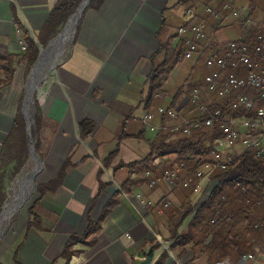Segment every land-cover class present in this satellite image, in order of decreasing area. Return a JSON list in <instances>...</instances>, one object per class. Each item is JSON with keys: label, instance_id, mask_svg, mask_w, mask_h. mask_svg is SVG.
Listing matches in <instances>:
<instances>
[{"label": "crops", "instance_id": "1", "mask_svg": "<svg viewBox=\"0 0 264 264\" xmlns=\"http://www.w3.org/2000/svg\"><path fill=\"white\" fill-rule=\"evenodd\" d=\"M58 2L0 0V52L20 51L23 35L18 24L38 40ZM91 2L79 20L69 54L37 92L39 122L37 127L35 117L34 129L39 130L35 136L42 161L37 171V190L32 204L22 211L24 219L0 244V262L66 264L61 257L65 244L72 235L85 233L92 218L96 222L104 219L102 231L92 245L77 243V252L69 264H211L207 256L197 258L192 248L180 258L171 248L190 218L181 223L180 216L173 222L171 209H165L163 214L156 211L158 204L168 201L173 209L181 208L187 200V190L172 189L165 182L150 189L143 174L128 167L144 160L158 137L142 122L147 112H158L159 107L169 108L175 103V109L185 118L195 113L187 88L191 79L183 76L188 73L183 63L167 73L164 97L155 96L151 103L147 100V80L160 44L170 42V49H174L182 41L178 36L171 40L174 33L170 24L181 20L179 27L186 25L185 12L191 5L205 15V1L106 0L100 9L89 7ZM183 5L187 9L181 12ZM210 22L216 33L221 32L213 19ZM161 60V56L156 59L157 63ZM28 72L27 66L20 64L13 83L0 91V173H5L6 166L16 165L3 164L1 155L20 111ZM82 122L93 125L86 137L81 135ZM177 122L159 114L153 120L155 125L173 126ZM143 126L150 135L145 134ZM115 151L117 155L108 159ZM67 164L60 188L48 192L46 186L59 177ZM155 165H160V160ZM154 168L155 175L162 177L164 169ZM139 176L145 182L133 186L132 180ZM126 187L131 193L125 191ZM112 200L116 203L103 218ZM33 212L39 220L24 239ZM19 244L22 245L16 254ZM239 264L247 263L243 260Z\"/></svg>", "mask_w": 264, "mask_h": 264}, {"label": "trees", "instance_id": "2", "mask_svg": "<svg viewBox=\"0 0 264 264\" xmlns=\"http://www.w3.org/2000/svg\"><path fill=\"white\" fill-rule=\"evenodd\" d=\"M105 1L94 0L89 7L100 9ZM81 2L82 0H59L45 22L38 40L31 36L27 28L18 24L22 30L27 50L24 53L0 52V91L13 83L16 69L20 64H25L28 70L36 64L40 58V44L48 45L50 40L57 36L58 33L56 34V32H58L60 26L68 22V19L75 13V9L79 7ZM176 37L177 33L170 38L173 41ZM169 43L160 44V49L154 56L153 71L147 80V100L149 103L152 102L158 93L164 91L166 82L162 75L173 72L179 64L181 55L184 53L182 41L174 49H170L171 44L169 45ZM160 56L162 60L157 63L156 59ZM194 85L195 82L190 80L187 88L190 89ZM169 108L175 109V103L170 105ZM19 117L18 113L13 131L5 141L1 155L3 164L16 162L13 172L15 176L27 165L30 153L26 120L22 115V122H18ZM38 122L39 116L36 117L37 127ZM16 124H20V126L15 130ZM80 128L82 137L88 136L93 131L91 122H82ZM37 131L39 130L35 129L33 135H36ZM219 136L220 134L217 130L214 131L208 128L194 130L189 135L181 132H162L155 138L148 156L142 161L128 165V167H135L139 170V174H144L148 169H153L154 167L156 171L162 168L164 170L166 168H175L181 161L185 160L192 168V157H206V152L213 147L215 138ZM39 146L40 144L38 143L37 151ZM116 155L117 152L115 151L108 159L112 160L113 156L115 157ZM158 160H160V165L156 166L155 164ZM68 165L62 168L56 180L46 186L48 192H56L60 188ZM236 167L241 173L240 176L233 180L222 181L220 185L215 187L207 201L196 210L195 215H193L192 209V203L195 199L193 189L182 188L187 190V200L181 208L175 210L170 206L167 209H171L169 213L173 222L181 216V223H184L193 215L185 230L177 236L171 246L173 252H176L179 258L188 249L192 248L197 258L207 256L211 264H239L243 260H246L247 264H253L257 261L264 262V228L257 226V223L264 224V158H259L251 152L241 159ZM229 176L230 172H219L214 178L221 179ZM140 178L139 176L132 180L131 184L134 186L144 183L145 181H141ZM5 179L4 172L0 173V213L6 195L4 192ZM243 188L247 189L246 193H243ZM47 191H44V193H47ZM125 191L131 193L128 187L125 188ZM247 202L253 205L254 215H250L246 210ZM115 203L116 201L114 200L109 202L105 208L103 218H106ZM158 206L163 207L164 202H161ZM218 212H220V222L213 224L212 220L219 216ZM32 214L34 218L26 228L24 239L27 237L29 230L39 220L34 215V212ZM103 220L96 222L90 218L85 233L71 236L65 244L66 246L61 255L62 258L67 260L66 264H69L72 256L76 254L77 251L74 250V247L77 243L92 245L97 241L96 235L102 231L101 223ZM21 245L19 244L16 254ZM247 255H252L253 259H245ZM16 256L15 258H17ZM0 264L2 263L0 262Z\"/></svg>", "mask_w": 264, "mask_h": 264}, {"label": "built area", "instance_id": "3", "mask_svg": "<svg viewBox=\"0 0 264 264\" xmlns=\"http://www.w3.org/2000/svg\"><path fill=\"white\" fill-rule=\"evenodd\" d=\"M201 1H205V15L201 16L196 5L189 6L185 12L187 24L177 30L184 45L179 63L195 54L211 69L204 89L196 85L191 87L190 103L195 113L185 118L178 109L161 106L158 112L149 111L142 119L144 126L157 134L181 132L189 135L205 128L219 132L220 136L215 138L206 157H192V168L183 160L175 168H166L162 177L156 176L152 169L143 174L150 189L162 182L172 189H193V215L222 181L240 176L236 165L241 159L251 152L264 158V9L259 6L264 0ZM260 13L258 20L256 17ZM231 18L238 31V37L232 40L219 36L210 22L211 19L218 21V28L224 29ZM19 42V52H26L24 40ZM162 77L166 81L168 75ZM156 96L164 97L162 92ZM157 114L179 122L173 126L155 125L153 120ZM219 172H230V176L215 179ZM121 192L128 196L124 190ZM246 192L243 188V193ZM170 205L169 201L165 202L163 207L157 206L156 211L163 214ZM246 210L254 215V207L249 202ZM218 215L212 220L213 224L220 222V212ZM257 226L264 228L262 223ZM155 236L162 240L159 234ZM245 259H253V256L247 255Z\"/></svg>", "mask_w": 264, "mask_h": 264}, {"label": "rangeland", "instance_id": "4", "mask_svg": "<svg viewBox=\"0 0 264 264\" xmlns=\"http://www.w3.org/2000/svg\"><path fill=\"white\" fill-rule=\"evenodd\" d=\"M84 0H82L83 2ZM81 2V3H82ZM80 6V5H79ZM259 6L264 9V3H259ZM78 8V7H77ZM77 8L75 9V12L77 10ZM187 8H185V5L180 7V11H184ZM80 15L78 17L77 14H72L71 17L68 19V22L63 23V25L60 26L58 32H56L57 36H55L53 39L50 40V43L48 45H42L40 44V61L37 64L36 68L34 69V66L29 68V72L26 75L25 81H24V93L25 95H23L22 99H21V104H20V111H19V115L20 117L18 118V122L21 121V116L23 115L25 120H26V116L29 119V123L28 126L29 128L31 127L32 129V137L35 138V135H33V131L35 130V117H36V102H37V92L39 91V89L44 86V84L57 72L58 66L60 65V63L62 61H64V59L67 57V55L69 54L71 47L74 43V38L75 35L77 33L78 30V23L79 18L81 17V12H79ZM78 13V14H79ZM261 18V13L259 14V16L257 15L256 19H260ZM71 20H73V22L76 24V30L72 36V39L69 44H68V40L67 43L65 45L70 46L68 51L66 52V48H63L61 51L58 52L57 56L55 57V59L53 60V65L51 66L48 61L45 62V59L43 58L42 55H46V52L44 51H49V54L52 55L53 52H55V48H53L55 40H57V38L61 35H63L69 28V26L71 23ZM65 22V21H64ZM220 22H216L215 24H219ZM182 24L181 20L178 21H173V23H171V27L170 30L172 33L176 34L177 30L180 25ZM222 29V28H221ZM55 33V32H54ZM73 33V31L71 32V34ZM238 31H237V27H236V22L233 20V18L228 19L227 20V27L222 29L221 32H218L219 36H222L223 38H227V39H231L232 38H236L238 37L237 35ZM70 38V35H69ZM44 52V53H43ZM66 52V53H65ZM49 56V55H48ZM43 59V63H41ZM182 64V63H179ZM178 64V65H179ZM183 64L185 66L188 67V73L186 75V78H190L192 81L195 82L196 86H199L200 88L204 89V86L206 84L205 78L206 76L211 72V69L206 65L205 60L204 59H200L198 58L197 55L193 54L192 56H190L189 58L186 59L185 62H183ZM34 70V73H33ZM39 82L37 84V88H36V92L35 95L33 97V100L31 99V97L28 99V104L26 107V115H25V97L26 94L30 91L33 87H35L34 85ZM176 87V86H174ZM16 91V90H15ZM15 91L13 93H15ZM191 87L189 89V96L191 94ZM12 93V94H13ZM191 97V96H190ZM22 122V121H21ZM20 126V124H16L15 126V130L16 128H18ZM143 129L145 130V134L150 135V131H147V129L143 126ZM26 130H27V122H26ZM141 132V131H140ZM27 134H28V130H27ZM145 135V136H146ZM19 136V135H18ZM29 136V144H30V153H29V160L27 165L21 169V171L19 173H17V175L15 176L13 174L14 172V168L13 166H6L5 167V183H4V192H5V198L3 201V207L0 213V244L4 242L5 238L7 237L9 231L11 230V228L15 225V224H19L20 221H22L24 219L23 217V212L25 211L31 204H32V200L35 196L36 193V179H37V171L40 168V163H38L35 158H30V154H31V148H33V143H34V139L32 137ZM152 144V143H151ZM152 148V146H151ZM151 152V151H150ZM38 157H40L39 153L37 154ZM32 174V184H26V179L27 177ZM28 192H31L28 196ZM27 196V197H26ZM24 200H22V203L18 202L17 208H15L10 214L7 215L6 218H4L3 220V214L5 209L7 208V204L8 202L11 200V198H15L18 199L20 198ZM24 205V206H23ZM192 218V217H191ZM190 218V220H191ZM2 221V222H1ZM17 224V225H18ZM16 225V226H17ZM3 264V263H2Z\"/></svg>", "mask_w": 264, "mask_h": 264}, {"label": "bare ground", "instance_id": "5", "mask_svg": "<svg viewBox=\"0 0 264 264\" xmlns=\"http://www.w3.org/2000/svg\"><path fill=\"white\" fill-rule=\"evenodd\" d=\"M80 15L77 14L76 17H78ZM75 28V23L73 22V20H71V23L69 25V28L68 30L61 36H59L57 38V40H55V43H54V46L53 48H55V52L52 53V55L49 54V51H44L46 52V55H42L43 58L45 59V62L49 60L48 63L51 64V66L53 65V60L55 59V57L57 56L58 52L61 51L63 49V46L67 43V39L69 38V35L71 36V32L73 31V29ZM43 52V53H44ZM49 55V56H48ZM41 63H43V59L41 61ZM29 102V101H28ZM27 102V104H28ZM33 180H32V174H30L27 179H26V184H32ZM31 192H28L27 196L30 194ZM26 196V197H27ZM24 200L20 198L18 199H15V198H11V200L8 202L7 204V208L5 209L4 211V214H3V220L4 218L7 217L8 214H10L15 208H17V205H18V202L19 203H22ZM2 222V221H1ZM2 224H0V227H1Z\"/></svg>", "mask_w": 264, "mask_h": 264}, {"label": "water", "instance_id": "6", "mask_svg": "<svg viewBox=\"0 0 264 264\" xmlns=\"http://www.w3.org/2000/svg\"><path fill=\"white\" fill-rule=\"evenodd\" d=\"M91 2V0H84L81 4H80V6L77 8V10H76V14H78L79 12H81V17H82V15L84 14V12H85V8L89 5V3ZM74 13V14H75ZM81 17L79 18V20L81 19ZM78 20V21H79ZM40 59H41V57L38 59V61L36 62V64L34 65V69L36 68V66H37V64L39 63V61H40ZM33 73H34V70H33ZM39 82H37L34 86L35 87H33L32 89H31V92L29 91L27 94H26V97H25V109H24V113H25V115H26V107H27V102H28V99L31 97V99L33 100V97H34V95H35V92H36V88H37V84H38ZM30 96V97H29ZM26 121H27V130H28V134L30 135V137H32V129H31V127L29 128V126H28V123H29V119L27 118V116H26ZM33 139H34V145H33V148H31V154H30V158L32 157V158H35V160L38 162V163H40V165L42 166V161H41V158H39L38 156H37V144H36V142H37V140H38V137L37 136H35V138L34 137H32Z\"/></svg>", "mask_w": 264, "mask_h": 264}]
</instances>
